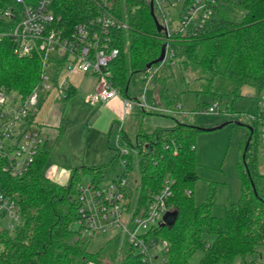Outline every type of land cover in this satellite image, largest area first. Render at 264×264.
Masks as SVG:
<instances>
[{"label":"trees","instance_id":"16d2710c","mask_svg":"<svg viewBox=\"0 0 264 264\" xmlns=\"http://www.w3.org/2000/svg\"><path fill=\"white\" fill-rule=\"evenodd\" d=\"M5 8L15 13L19 10L14 0H0V31L9 30L17 21V15L1 16ZM51 8L61 15V28L66 32L99 12L92 0H52ZM110 11L127 26L112 31V45L118 54L109 63L112 84L119 92L127 93L130 77L145 72L146 64L159 56L164 35L156 31L149 0H115ZM169 44L174 55L161 65H153L160 66L152 80L158 103L155 106L175 111L184 92L205 98L197 101L199 108L209 107L210 101L219 102L224 96L238 98L244 85L259 91L264 85V0H217L213 14L197 35L177 36ZM13 48L12 38L4 36L0 42V90L14 98L24 97L40 85L45 68L37 49L20 56ZM63 66L64 61L58 56L49 58L46 70L54 86ZM74 93L69 86L61 97L67 100ZM142 112L172 114L150 109ZM33 118L31 115L30 122ZM254 124L248 126L240 146L241 197L225 205L220 217L211 213L212 193L203 203L194 200L193 187L198 179L194 144L198 131L202 130L195 123L176 120L170 127L138 132L134 140L120 127L111 159L98 165L71 168L65 183L44 174L50 152L40 147L24 175L12 177L0 173V192L16 199L21 215L18 230L0 229V264H81L83 260L104 264L101 250L89 251L85 237L70 227L78 218L79 180L84 174L90 175L94 182L113 173L126 175L135 163L138 184L134 196L129 186L126 191L131 201L136 199L134 206L127 205L128 210H135L134 214L145 211L166 178L172 180L167 206L175 212L174 219L170 224H158L145 235L147 239L166 242L161 264H188L197 250L202 251L197 264H232L237 256L242 258L240 264H254L244 260L246 254L264 245V188L259 186L256 169L259 131ZM122 146L130 150L124 156L120 152ZM124 158L127 164L122 166ZM117 167L119 172L115 171ZM118 264H151V261L142 260V255L129 245Z\"/></svg>","mask_w":264,"mask_h":264},{"label":"built area","instance_id":"2783aa9c","mask_svg":"<svg viewBox=\"0 0 264 264\" xmlns=\"http://www.w3.org/2000/svg\"><path fill=\"white\" fill-rule=\"evenodd\" d=\"M111 1L93 0L100 11L88 21L75 24L70 32L61 28L62 18L52 11V0H14L18 12L15 13L10 8L1 12L3 18L17 15V21L9 30L0 31V42L4 36H10L14 42L13 52L20 56L29 55L37 49L45 69L41 73L40 85L21 104L16 103L4 90H0V173L12 177L24 175L43 143L41 128L34 120L30 122V116L33 115L31 110L38 103V93L55 90L57 98H60L69 88L67 81H58L54 86L51 74L46 70L52 55L63 59V68L66 70L75 69L97 77L96 87L85 97L86 102L106 101L120 95L119 90L112 84L109 69L110 61L118 54V49L112 45V31L127 26L110 11ZM150 2L155 17L163 28L160 32L164 35L165 53L161 65L174 55L169 44L171 39L197 35L213 14L217 0H149ZM177 7L180 9L174 22L172 13ZM159 68L160 66L151 67L145 71V86L152 84ZM262 88L263 92L257 96V113L248 114V117L258 126L260 169L264 176V85ZM122 101L125 111L133 105L141 109L170 111L147 103L144 94L135 100L124 96ZM216 107L217 101L207 110L214 112ZM129 151L126 147L120 150L123 156ZM126 164L127 159L124 158L122 166ZM113 176L103 187L93 182L78 187L76 198L79 233L83 237L92 238L96 233L118 229L125 235L129 245L142 255V260L149 258L152 264V260L158 257L156 245L160 243L163 251L167 244L165 241L147 239L145 235L149 229L163 221V215L168 210L167 200L171 194L172 180L166 178L145 211L134 214V209H127L128 174L117 173ZM124 214L127 217L123 220ZM6 217L9 228L19 224L21 226L16 199L0 192V221ZM81 264L94 263L83 260Z\"/></svg>","mask_w":264,"mask_h":264},{"label":"rangeland","instance_id":"374dc122","mask_svg":"<svg viewBox=\"0 0 264 264\" xmlns=\"http://www.w3.org/2000/svg\"><path fill=\"white\" fill-rule=\"evenodd\" d=\"M114 1L112 0L111 2L114 3ZM179 9L177 7L172 13L174 22L177 20L176 17ZM162 74L166 75L165 73ZM145 75L146 72L143 71L132 75L129 80L127 94L120 93L132 100H135L141 94L145 95L147 101L152 100L153 86L149 84L145 86ZM91 83L85 82L83 86L86 87V90L83 88L78 90L74 97L67 100L66 104L57 101L59 112L61 111L63 117L61 128L58 131L55 129V134H45L41 130L44 137L42 148L50 152L44 174L57 182L65 183L71 168L80 165H98L109 161L115 153L117 146L116 136L119 128L122 127L130 136V139L133 140L138 132H146L158 126L151 121V118L165 120L170 122L171 125L176 120L191 122L201 128H212L225 123L221 127L212 130H200L196 135L194 153L198 179L194 183L193 195L195 202L200 204L205 202L212 193L213 204L211 206V213L217 217L224 214L225 205L237 202L240 199L243 185L241 141L245 140L247 136L248 126L253 127L254 123L249 119L248 114L255 115L257 113V96L263 92V88L258 91L254 86L244 85L240 89V96L238 98L231 99L228 96H224L223 100L217 101V107L214 112H209L207 110L208 106L202 107L201 105L198 108L197 101H203L205 98H198L193 92H184L180 95L177 105L178 109L175 111L173 109L172 111L174 112L171 111V115L142 114L135 107H131L125 114L116 113L115 115L113 109L107 106L106 101H84V97L88 93L87 89L89 85L91 86ZM32 91L28 92L24 97L20 95L16 96V98L11 97L16 103L21 104ZM49 93L47 90L38 93V103L31 110L34 116L41 107L43 99L47 104H51V94ZM62 98L60 97V99ZM215 102L210 101V105L215 104ZM47 107L45 104L41 108L42 111H45ZM160 125L167 126L168 124L162 123ZM255 126L257 125L254 124ZM99 132L104 134L105 140L101 149L97 150L96 142ZM259 146L260 138H258L257 144L256 169L260 175L258 178L259 186L264 188V176L261 175L260 169ZM94 157L100 160H96L97 162L95 163L90 162ZM115 171L119 172V167ZM113 175L115 174L113 173L98 182H94L90 175L84 174L79 180V186L84 187L93 182L99 187H103L109 183V180L114 177ZM128 179V190L133 197L135 187L138 184V167L136 163L134 164V168L128 172ZM135 200L132 198L131 201V197L127 196L128 204L131 203V207L135 205ZM125 217H127V214L123 215V220ZM7 225L8 218L6 217L0 221V229L13 232L20 228V224L14 228H9ZM70 227L73 230H78L79 222L75 220L71 223ZM209 238H211V235H209ZM85 239L87 240L89 251L96 252L101 250L104 264H118L121 253H124L126 248L129 247L125 235L119 232L118 229L96 233L92 238L85 237ZM156 248L158 257L152 260V264H161L162 245L158 243ZM201 256L202 251L197 250L190 258L188 264H197ZM244 260L253 261L254 264H264V245L258 246L254 252L246 254ZM241 261V256H237L234 258L232 264H240Z\"/></svg>","mask_w":264,"mask_h":264},{"label":"crops","instance_id":"0c3cea01","mask_svg":"<svg viewBox=\"0 0 264 264\" xmlns=\"http://www.w3.org/2000/svg\"><path fill=\"white\" fill-rule=\"evenodd\" d=\"M61 81H67L69 86H71L74 89L75 93L73 94L72 97L75 96V94L78 92V90H81L82 88L84 90H86V87L83 86V84L85 82H89V83L92 82L91 86L89 85V88L87 89L88 90L87 95H89L91 92H93V90L95 89L96 84H97V78L93 74L82 73V72H80L78 70H75V69L74 70H66L64 68L62 69V71L60 73V77H59V82H61ZM149 85L153 86V84H149ZM49 94H51V104H47V102L44 101V99H43V101L41 103V107L36 112L33 120H34V123L36 125L38 124V126L41 128V130L45 134H51L52 135V134L56 133L55 129H57V131H58V129L61 128V122H62V117H63V114H61V111L59 112V108H58L59 104H57V101L60 102V103L62 102L63 104H66L67 100L69 98H71V97H69L67 100H64L65 97L62 98V99H60V98L58 99L56 97V95H55L56 94L55 90H53ZM124 94L126 95L127 93H124ZM125 95H122L120 93V95L115 96V97H113V98H111L109 100H106L107 106H109V107H111L113 109V111L115 112V115H116V113H118V114H123V113L125 114L126 113V111L124 110V104H123V101H122V97H124ZM85 97H84V101H85ZM151 99L152 100H150V101H147L146 99L145 100L147 101V103H149L151 105L152 104H154V105L158 104L157 101H156V97H155V89H154V87H153V93H152V98ZM45 104L48 107H47V109L45 111H42L41 108H43V106H45ZM133 107L139 109L142 112V109L139 108L138 106L133 105L132 108ZM142 114H153V113H143L142 112ZM151 119H152L151 121L154 124L158 125L155 128H165V127H170V126L173 125V124L171 125L170 122H167L165 120L162 121V120H159L157 118H151ZM162 123L163 124H168V125L167 126H162V125H160ZM152 130H149V131H146V132H151ZM107 138H106V140L108 141ZM43 139H44V137H43ZM134 139H135V137H134ZM104 140H105L104 139V134L102 132H99L98 137H97V142H96L97 150L101 149L102 145H104ZM41 147H42V145H41ZM96 160H100V159H97L96 157H94L90 162L95 163V162H97ZM92 165H94V164H92Z\"/></svg>","mask_w":264,"mask_h":264},{"label":"water","instance_id":"95a60500","mask_svg":"<svg viewBox=\"0 0 264 264\" xmlns=\"http://www.w3.org/2000/svg\"><path fill=\"white\" fill-rule=\"evenodd\" d=\"M149 9H150V15L153 18V21H154V24H155L156 31L157 32H160L163 28L159 24V22L157 21V19L155 17V14H154L153 7H152V3L151 2L149 3ZM164 53H165V43H162L161 48H160L159 56L157 58H155L154 60L148 62L146 64V66H145V70H148L149 68H151L156 63L162 62V60L164 58ZM224 124L225 123L220 124V125H218L216 127H212V128H201V129L204 130V131H208V130H212V129H215V128H219V127H221ZM248 129H249V127H248ZM251 186H252L253 191L255 193L256 191H255V186H254V183L253 182H251ZM174 216H175V212L174 211L167 210L164 213V215H163L162 224H170L173 221Z\"/></svg>","mask_w":264,"mask_h":264}]
</instances>
